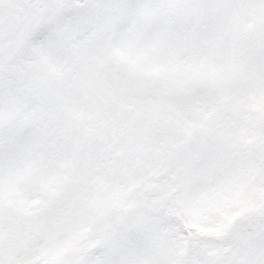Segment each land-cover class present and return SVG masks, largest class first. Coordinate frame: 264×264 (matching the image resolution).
I'll return each instance as SVG.
<instances>
[{
    "label": "snow or ice",
    "instance_id": "1",
    "mask_svg": "<svg viewBox=\"0 0 264 264\" xmlns=\"http://www.w3.org/2000/svg\"><path fill=\"white\" fill-rule=\"evenodd\" d=\"M0 264H264V0H0Z\"/></svg>",
    "mask_w": 264,
    "mask_h": 264
}]
</instances>
